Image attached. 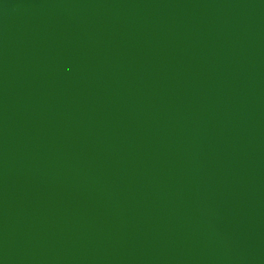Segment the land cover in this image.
Masks as SVG:
<instances>
[{"label":"water","instance_id":"water-1","mask_svg":"<svg viewBox=\"0 0 264 264\" xmlns=\"http://www.w3.org/2000/svg\"><path fill=\"white\" fill-rule=\"evenodd\" d=\"M0 264H264V0H0Z\"/></svg>","mask_w":264,"mask_h":264}]
</instances>
